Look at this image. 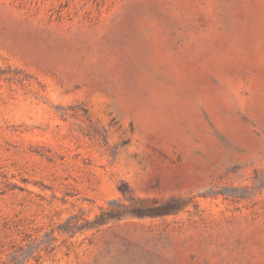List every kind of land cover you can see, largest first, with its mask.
<instances>
[{"label": "rangeland", "instance_id": "374dc122", "mask_svg": "<svg viewBox=\"0 0 264 264\" xmlns=\"http://www.w3.org/2000/svg\"><path fill=\"white\" fill-rule=\"evenodd\" d=\"M0 264H264V0H0Z\"/></svg>", "mask_w": 264, "mask_h": 264}]
</instances>
